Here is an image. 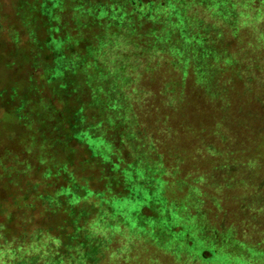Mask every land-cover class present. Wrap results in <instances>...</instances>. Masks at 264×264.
<instances>
[{"label":"trees","instance_id":"1","mask_svg":"<svg viewBox=\"0 0 264 264\" xmlns=\"http://www.w3.org/2000/svg\"><path fill=\"white\" fill-rule=\"evenodd\" d=\"M38 1V5L26 7L29 15L34 11L38 17L30 29L38 54H19L25 60L22 64L13 62L15 53L0 54L5 70L19 67L24 71L20 72L23 78L15 75L16 83L10 82L0 91V100L10 109L6 119L0 120L1 130L7 134V145H0V176L4 174L0 180L10 188L18 186L17 178L21 182L39 179V184L28 185L24 193H9L8 205L0 201V264H99L109 241L92 234L97 219L133 230L135 226L144 229L164 215L170 221L171 212L156 205L178 199L171 190L174 184H183L178 186L189 192L194 185L200 191L198 200L204 210L183 209L179 218L185 229L192 225L193 217L200 213L204 217L200 225L194 223L201 232L197 241L207 240L201 248L203 257L235 258L234 252L244 250L264 255V194H246L249 187L257 188L262 165L256 164L260 159L250 157L249 151L245 153V145L238 146L241 154L237 155L230 143L244 121L234 116V87L214 74L196 79L206 103L214 108L209 122L202 123L188 119L180 96L183 92L178 95L184 77L171 82L165 92L164 84H154V97H165L168 110L158 107L159 113L150 117L147 107L155 108L154 102L136 95L134 102L118 72L105 68L99 59L103 47L120 38L138 46L139 58L144 52H163L162 46L168 42L175 46L182 38H195L193 52L177 57L180 65L181 60H189L195 75L193 56L199 50L205 57L225 62L233 61V54L226 47L209 45L196 30H187L191 34L186 36L181 27L176 30L162 23V13L173 0H55L54 6L48 0ZM201 3L198 0L195 6ZM174 5L180 13H175L176 21H183L179 19L180 3ZM184 15L189 18L187 11ZM197 43L206 45L200 49ZM63 60L72 68L63 69ZM126 64L122 62L124 70ZM93 68L100 72L104 68L103 76L93 73ZM246 90L248 93L238 96L240 101L251 98L252 86ZM240 109L241 118L246 117L242 105ZM247 113L251 119L243 125L256 134L261 131L254 126L259 117L252 110ZM187 134L196 144L184 151L179 145ZM101 142L104 144L98 147ZM258 148L259 144L256 156ZM78 151L89 155L77 161ZM252 167L255 170L247 173ZM8 177L11 180H4ZM125 202L138 206L120 209ZM220 209L226 219H221ZM36 213L41 217L34 223ZM183 229L178 233L185 231L188 244L194 247L195 237ZM224 234L236 236L234 248L227 252L216 244L218 235Z\"/></svg>","mask_w":264,"mask_h":264},{"label":"rangeland","instance_id":"2","mask_svg":"<svg viewBox=\"0 0 264 264\" xmlns=\"http://www.w3.org/2000/svg\"><path fill=\"white\" fill-rule=\"evenodd\" d=\"M199 1H202V3L195 6L198 0H173L170 9L162 13V15L164 14L162 23H167L168 27L172 26L176 30H179L181 27L182 30L186 31V36L191 34L187 30H196L197 35L200 37L205 35L203 41L209 45H220L223 46L222 48L226 47L233 54V61L225 62L218 60L216 57L214 59H212L213 57L208 58L207 54L205 57L199 50L196 52V56L191 54L195 59V69L197 72V75L193 74L194 69H191L190 61L181 60L182 65H180L178 58L182 59L190 50L193 52L192 45L195 38H182L175 46L173 42H168L165 44L166 46H162L163 52H144L143 55H145L141 58L138 57L137 45L134 46L129 41L121 38L115 39L113 43L103 47L101 53L104 55L100 56L99 59L105 65V68L110 69L113 73L118 72L119 79L123 80L122 83L129 89L130 97L134 102L135 95L137 99H142V101L148 98V103L154 102L155 108L153 106L147 107L150 117L156 116L159 113L158 107L161 109V106H167L165 104L167 103L165 97H154V92L151 88V86H155L154 84H164L166 86L163 89L165 92V88L169 89L168 85L171 82L177 79L182 81L184 77L183 82H181L184 83L183 86L177 89L178 95L183 92L180 96L183 97L188 119H198L202 123L209 122L207 120L214 113V108L212 105L210 106L206 103L202 87L199 86L201 84L200 81L206 76L214 74L215 77H222L229 85H232L234 87L232 94L234 108H236L234 113L235 119H244L243 123L247 121L248 124L251 117L248 116L247 112L250 110L257 114L256 117H259L254 121V126L256 130L261 129V131H257L255 134L253 133L255 130L253 132L250 131L247 129L249 125H243L242 123V126L235 129L233 142L230 143L235 148V154L240 155L241 148L238 146L245 145L243 148L246 151L245 153L250 152V157L260 159L256 161V164L262 165L261 179L258 182L257 188H253L254 186L249 187V191L246 194H249L251 191L253 192L251 195L262 196L264 194V181L262 182L264 178V89H262L264 85V0ZM175 2L177 4L180 3L182 17L179 19L183 21H176L177 14L175 13L178 12V8L174 5ZM48 3L54 6L56 1L48 0ZM28 4L35 6L39 4V1L0 0V54L15 53L13 62L20 64L25 63V60H22L19 54L29 53L33 56L37 55L40 51L30 39V29L31 27L34 28L32 22L36 21L38 17L34 11L29 15L26 10ZM185 11H187L189 16L188 19L184 15ZM156 16L158 17V15ZM29 21L30 24H28ZM195 45L197 48L202 49L206 43H202V45L197 43ZM134 50L135 56H132L131 54L134 53ZM63 62V69L72 68L67 61L63 60ZM122 62H127L126 70L121 66ZM232 62L233 64L230 65ZM224 68H228L226 72H224ZM95 71L100 76H103L105 69L103 68V71L100 72L98 69L93 68L92 72L94 73ZM20 72L24 71L19 69V67H16L11 72L5 70L0 65V91L6 89L8 85H11L9 84L10 82L16 83L17 79L14 77L15 75L19 76L21 74ZM21 77H24V73L21 74ZM196 79L200 81H196ZM229 79L235 80L232 82ZM109 84L112 86L111 83ZM251 86L253 89L251 98L247 96L243 101H240L238 96L244 91L247 92L246 89ZM166 93L169 96L168 101L172 102L170 92ZM240 105H242L243 110L246 112V117L241 118L238 113L242 111ZM125 108L127 109L128 107L125 106ZM167 110L168 106L165 111L167 112ZM7 113L10 114L9 107L7 105L5 106L3 101L0 100V120H4L8 116ZM2 127L3 125H0V145L6 146L7 134L1 130ZM8 143H10V140H8ZM181 143L179 145L180 148L186 151L185 149L187 147L193 148L196 141L188 138L187 134V138L182 139ZM103 144V142L99 143L98 147H101ZM257 144H259V148L257 150L258 155L256 156L255 147ZM89 153L91 154L90 151ZM77 154V161H81L89 155L88 152L84 153L82 151H78ZM253 170H255L253 167L248 168L246 172L248 173ZM3 176L4 174L0 176V179H3ZM32 177H35V175H32ZM6 179L11 180L10 177L4 180ZM36 180L37 182H35ZM196 181L200 182V179ZM15 182H17L18 186H10L9 188L5 184V181L0 180V201L5 200L7 205L8 201H10L8 199L9 193H24V189H28V185L39 184V179L34 178V181L24 180L21 182V179L17 178ZM252 182L255 186L257 185L255 177L254 180L252 179ZM178 185L183 184H174L171 189L172 193H176L178 199H173L174 201L172 199L162 200L160 204L158 203L156 205V207H159V210L171 212L168 215L170 221H165V217L167 218V216L164 215L160 221L155 220L150 224L145 223L147 225H144V229L135 226V230H133L131 227H124L121 224L117 227H112L109 225L108 220H102V218L97 219L91 227L92 234L99 235L109 241V247L105 250L104 255L102 254L101 263L99 262V264H264V255L262 253L253 254L250 252L247 254L246 250H244L246 252L245 255L242 254L244 251L234 252L237 253L235 258L234 255H222L218 256V258L210 259L203 257L201 248L202 246H206L207 240L201 239V241H197L198 238H201V232L194 225V223L200 225V221L204 219L200 215L201 213L198 216L199 218L193 217L189 221L192 224L189 226L194 228L184 226L188 235L191 233L190 235L195 237V246L189 245V238L185 237L186 232L184 231V234L178 233L180 229H183L181 228L183 226V220L179 218V213L183 209L187 211L189 208H193L199 213L204 208H201L202 203L199 204L198 200L200 191L194 185L191 186V192L195 191L193 193L194 198L188 189L183 190ZM161 186L163 187L162 184ZM3 188L8 190L5 191ZM236 190L234 191L236 192ZM257 190H260L262 193H256ZM215 194L212 193V195ZM221 195H228V193H221ZM139 205H142V202ZM137 206V203L125 202L120 206V209L127 210L130 207L135 208ZM220 214L222 215L221 219L227 218V216H223L224 213H222L221 209ZM28 216L33 218L30 214ZM35 217L38 218L33 219L34 223L41 216H37L36 213ZM218 236L220 237L216 240V244H220L223 252L234 248L232 244H236V241L233 240L236 238L235 235L229 234L226 236L224 234ZM165 237L171 240L168 239L169 241L166 242ZM215 247L217 248V246ZM74 264L84 263L76 262Z\"/></svg>","mask_w":264,"mask_h":264}]
</instances>
